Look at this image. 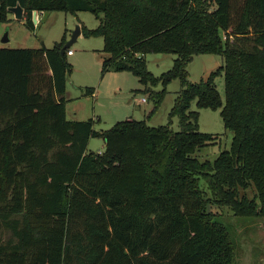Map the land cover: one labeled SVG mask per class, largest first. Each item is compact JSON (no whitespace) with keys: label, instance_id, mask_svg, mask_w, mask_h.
Returning <instances> with one entry per match:
<instances>
[{"label":"trees","instance_id":"trees-1","mask_svg":"<svg viewBox=\"0 0 264 264\" xmlns=\"http://www.w3.org/2000/svg\"><path fill=\"white\" fill-rule=\"evenodd\" d=\"M18 6L32 30L34 11L93 14L98 27L82 34L103 38V72L162 83L158 97L152 92L155 110L171 80L179 77L183 88L170 114L179 131L127 120L98 132L92 120L67 119L65 42L0 48V264H235L229 232L210 205L264 223V0H0V22ZM249 38V51L229 43ZM149 53L177 55L173 69L154 77ZM203 54L221 56L223 65L190 83L186 67ZM222 74L225 105L215 86ZM195 100L222 108L234 133L214 162L196 157L214 138L199 131ZM99 137L105 150L89 151ZM251 186L256 197H241Z\"/></svg>","mask_w":264,"mask_h":264},{"label":"rangeland","instance_id":"rangeland-1","mask_svg":"<svg viewBox=\"0 0 264 264\" xmlns=\"http://www.w3.org/2000/svg\"><path fill=\"white\" fill-rule=\"evenodd\" d=\"M37 21V24L33 22L35 29L32 30L28 25L25 11L22 20H16L14 14L10 13L7 22H0V48L52 49L56 44L69 42L78 26L81 30L82 27L93 30L100 23L89 12L73 14L66 11L37 12ZM6 35L9 42L4 43L3 39ZM229 43L231 47L244 51L251 50L253 45L252 38L232 39ZM103 48L102 37L87 38L83 34L70 47L73 54L67 55V62L72 67L67 83V93L70 98L67 104V119L70 121L92 120L93 128L98 132H106L115 124L127 120L146 121L151 127L170 125L173 131H179L178 117L170 118V114L183 88L182 80L177 77L167 84L165 97L159 108L155 110L152 92L158 97L165 88L164 85L160 83L155 87L150 83L144 84L139 77L129 71L110 69L103 72V59L108 57L103 52ZM145 58L148 71L159 78L173 69L177 55L149 53ZM223 61L219 55L194 56L186 67L188 82L206 81L212 72L223 65ZM215 86L225 105L223 74L215 78ZM89 89L94 90L95 95H88ZM191 110L198 113L199 131L211 134L214 138L213 143L201 149L196 157L200 162H214L221 152L230 150L234 133L224 126L222 108L217 110L201 108L195 100ZM88 150L104 151V139L92 138ZM199 186L206 197L213 199V194L204 177L199 179ZM256 193L254 186L247 190H239L241 197L245 196L249 199L255 198ZM210 209L229 232L234 251V263L264 264L263 220L256 217H238L229 207L221 203L215 205L212 202ZM3 237L9 238V234Z\"/></svg>","mask_w":264,"mask_h":264},{"label":"water","instance_id":"water-1","mask_svg":"<svg viewBox=\"0 0 264 264\" xmlns=\"http://www.w3.org/2000/svg\"><path fill=\"white\" fill-rule=\"evenodd\" d=\"M10 13L14 14L16 20H22L24 18V10L20 6L15 7V8H11L10 9ZM33 22L35 24L38 23V21H37V12L33 13ZM81 34H82L81 27L78 26L76 28V30L72 33L70 41L67 42L66 45L64 46V48L62 49V51H61L62 55L64 54V50L65 49L70 48L74 43H76V41L81 36ZM3 42L4 43L9 42V39H8L7 35L4 37Z\"/></svg>","mask_w":264,"mask_h":264},{"label":"built area","instance_id":"built-area-1","mask_svg":"<svg viewBox=\"0 0 264 264\" xmlns=\"http://www.w3.org/2000/svg\"><path fill=\"white\" fill-rule=\"evenodd\" d=\"M73 54V52L70 50L69 52H68V55H72ZM145 101V100H144Z\"/></svg>","mask_w":264,"mask_h":264},{"label":"crops","instance_id":"crops-1","mask_svg":"<svg viewBox=\"0 0 264 264\" xmlns=\"http://www.w3.org/2000/svg\"><path fill=\"white\" fill-rule=\"evenodd\" d=\"M95 95V94H94Z\"/></svg>","mask_w":264,"mask_h":264}]
</instances>
